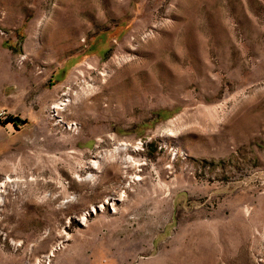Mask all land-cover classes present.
I'll return each instance as SVG.
<instances>
[{
    "label": "rangeland",
    "instance_id": "rangeland-1",
    "mask_svg": "<svg viewBox=\"0 0 264 264\" xmlns=\"http://www.w3.org/2000/svg\"><path fill=\"white\" fill-rule=\"evenodd\" d=\"M0 200V264H264V0H0Z\"/></svg>",
    "mask_w": 264,
    "mask_h": 264
},
{
    "label": "bare ground",
    "instance_id": "bare-ground-1",
    "mask_svg": "<svg viewBox=\"0 0 264 264\" xmlns=\"http://www.w3.org/2000/svg\"><path fill=\"white\" fill-rule=\"evenodd\" d=\"M64 101H66V102H61V104L59 103L58 105H55L54 107H53V109H55L56 111H57V114H58V111H63L65 108H66V106L68 105V103H69V100L67 99V100H64ZM92 162V164L95 166V165H98V161H91ZM8 181H10V179H7L6 180V182L5 183H7ZM5 183L3 182L2 184H1V187L2 188H4L6 185H5ZM2 192V191H1ZM1 201V200H0ZM101 207H103V206H101ZM95 211V208H93V212ZM80 220L82 221V222H84V220H85V217H82V218H80Z\"/></svg>",
    "mask_w": 264,
    "mask_h": 264
},
{
    "label": "crops",
    "instance_id": "crops-1",
    "mask_svg": "<svg viewBox=\"0 0 264 264\" xmlns=\"http://www.w3.org/2000/svg\"><path fill=\"white\" fill-rule=\"evenodd\" d=\"M57 73H58V69H56L55 72H53L52 80L50 82H53V79L55 78ZM58 92H59L58 90H46L45 96H46V98L48 100L54 101V99L56 98Z\"/></svg>",
    "mask_w": 264,
    "mask_h": 264
},
{
    "label": "trees",
    "instance_id": "trees-1",
    "mask_svg": "<svg viewBox=\"0 0 264 264\" xmlns=\"http://www.w3.org/2000/svg\"><path fill=\"white\" fill-rule=\"evenodd\" d=\"M10 122H12V121H10Z\"/></svg>",
    "mask_w": 264,
    "mask_h": 264
}]
</instances>
